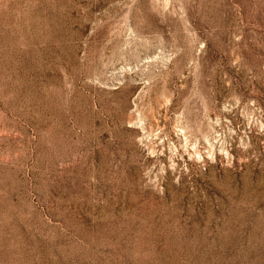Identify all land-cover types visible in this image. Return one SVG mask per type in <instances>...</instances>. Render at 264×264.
<instances>
[{"label": "rangeland", "instance_id": "rangeland-1", "mask_svg": "<svg viewBox=\"0 0 264 264\" xmlns=\"http://www.w3.org/2000/svg\"><path fill=\"white\" fill-rule=\"evenodd\" d=\"M0 264H264V0H0Z\"/></svg>", "mask_w": 264, "mask_h": 264}]
</instances>
